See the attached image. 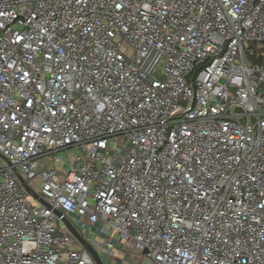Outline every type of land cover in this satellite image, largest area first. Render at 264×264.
<instances>
[{"label": "built area", "instance_id": "2783aa9c", "mask_svg": "<svg viewBox=\"0 0 264 264\" xmlns=\"http://www.w3.org/2000/svg\"><path fill=\"white\" fill-rule=\"evenodd\" d=\"M66 221L264 264V0H0V264H97Z\"/></svg>", "mask_w": 264, "mask_h": 264}, {"label": "water", "instance_id": "95a60500", "mask_svg": "<svg viewBox=\"0 0 264 264\" xmlns=\"http://www.w3.org/2000/svg\"><path fill=\"white\" fill-rule=\"evenodd\" d=\"M22 184H24L26 190L28 192H31L30 188L24 183V181L22 180V178H20ZM58 216H62V214L60 212H57ZM67 222V225H68V228L71 230V232L74 234V236L79 239L80 242H82V244H84V246L89 250V252L91 253V255L93 256L94 260L96 261L97 264H104L102 262V260L100 259V257L97 255V253L95 252V250L88 244L86 243L82 238L81 236L79 235V233L77 232V230L75 228L72 227V225L68 222Z\"/></svg>", "mask_w": 264, "mask_h": 264}, {"label": "rangeland", "instance_id": "374dc122", "mask_svg": "<svg viewBox=\"0 0 264 264\" xmlns=\"http://www.w3.org/2000/svg\"><path fill=\"white\" fill-rule=\"evenodd\" d=\"M67 165V164H66ZM116 246H119L118 244H116ZM129 248H127V250H128Z\"/></svg>", "mask_w": 264, "mask_h": 264}]
</instances>
